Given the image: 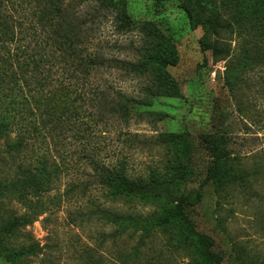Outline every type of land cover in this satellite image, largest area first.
Returning a JSON list of instances; mask_svg holds the SVG:
<instances>
[{
    "label": "rangeland",
    "instance_id": "obj_1",
    "mask_svg": "<svg viewBox=\"0 0 264 264\" xmlns=\"http://www.w3.org/2000/svg\"><path fill=\"white\" fill-rule=\"evenodd\" d=\"M93 1L62 0L61 8L79 22L85 36L81 43L110 63L99 77L130 94L141 93L146 100L145 105H136L129 126L145 136L143 150L134 151L128 160V171L135 175L131 179L140 175L142 184L130 191L133 196L120 194L112 204L149 214L157 240L137 247L135 238L113 235L114 226L82 220L81 210L89 207L86 197L103 200L85 156L111 160L116 125L109 122L101 133L93 117L86 127L83 120L59 114L42 121L51 134L41 143L34 142L45 152L48 169L58 163L66 170L38 196L36 217L23 229L42 246L38 255L28 257V264H187L190 260L209 264L197 233L213 239L211 250L220 255L221 264H264V70L252 66L237 73L230 78L238 88L234 91L226 84V67L240 42L252 48L255 43L264 48V43L258 31L244 38L226 32L227 39L214 47V39L223 32H213L207 22L193 25L185 10L191 9L204 21L218 12L222 25L235 21L232 17L249 25L252 22L244 19L264 13V0ZM96 5L119 6L135 23L127 27L108 12H96ZM44 8L41 0H0V17L11 27L15 44L35 57L43 53L53 60L46 68L51 67L55 80L62 77L67 56L51 37L57 16L49 18ZM141 50L146 52L141 78L116 64L137 60ZM13 72L18 73L16 67ZM12 78L5 73L0 87V181L7 187L18 184L22 174L38 168L44 159L17 147L15 129L6 134L20 107L33 104L27 88H17L21 79ZM141 82L146 84L145 92ZM159 133H173L175 138L162 143L161 136L154 140ZM151 172L157 177L152 178ZM234 172L243 178L232 181ZM72 181L87 186L86 197L65 194ZM30 211L15 198L0 196V218ZM22 242L21 235L12 236L7 252L13 260L0 251V264L24 262Z\"/></svg>",
    "mask_w": 264,
    "mask_h": 264
},
{
    "label": "trees",
    "instance_id": "obj_2",
    "mask_svg": "<svg viewBox=\"0 0 264 264\" xmlns=\"http://www.w3.org/2000/svg\"><path fill=\"white\" fill-rule=\"evenodd\" d=\"M83 1L94 2L93 0ZM41 3L45 6V12L49 13V18L54 15L57 16V21L52 23L51 37L55 36V40L59 43L58 47L63 52L62 55L67 56V59L63 61L61 78L53 80L51 67L46 68L47 64H52V59L45 57L43 53H41V56L35 57L32 52L15 44L16 41L11 27L9 28L7 21L0 17V87L4 86L1 83L4 82L5 73L8 75L10 72L12 79H21V83L17 84V88L22 90L23 87H26L33 102L32 106L22 105L20 107L18 110L20 114L17 119H13L14 121L10 123L6 134L12 128L15 129L17 136L14 143L17 147L23 151L36 153L38 157L44 158L41 159L42 164L39 162L38 168L22 174L18 184L7 187L6 185L3 186V182L0 181V187H5V190H0V196L15 198V200L32 210L20 214L9 213L6 217L0 218V221H2L0 223V251L5 252L13 260L12 253L7 252L9 249L7 245H9V239L15 235L23 237L22 248L26 259L21 264H28L29 256H36L42 251V246L23 229L36 217L38 211L34 210L41 205L38 196L48 190L60 174L66 170V168L62 169L58 163H53L48 169L46 167L47 156L45 152H40L36 148V143H34L35 141L41 143V139L44 140L47 134H51L43 127L42 121L53 120L59 114L74 116L75 119L83 120L86 127L89 125L87 119L93 117L95 125L100 127L101 133L106 132L108 124L115 122L117 143L114 149V157L111 160H106L94 158V155L89 154L85 156L86 163L92 170L90 177L93 178L95 188L99 190L103 200H96V198H91L90 195L86 197L88 193L87 186L82 183L77 186L74 181L70 182V186L64 192L68 196L79 193L80 197H86V206L89 207H86V210H81L83 212L80 215L82 220L114 226L113 235L116 233L118 236L133 237L137 247H148L156 243L157 240L155 230L150 228L152 225L151 220L147 219L149 214L142 213L133 207L123 208L112 204L120 194L129 192L128 194L133 196L130 191L137 185L142 184L140 175L136 179H131L135 175L132 176L128 171V160L134 151L141 152L143 150L145 136L137 131L130 130L129 126L130 119L135 114L136 105H145V95L141 93L130 94L122 89L121 85L113 84L110 80L99 77L100 71L105 70L106 65H111L81 43L85 36L80 31L79 22L76 23L71 19L64 8L62 11V0H41ZM96 6V12L102 14L108 12L114 16L116 21L117 19L120 20L127 27L133 26V23H135L130 14L119 6ZM181 6H183L182 3ZM185 10L193 25L207 22L213 32H223L214 39V47L221 44L223 39H227L224 36L226 32L231 34L237 32L240 38H244L251 32L258 31L259 40L264 43V13L244 19L246 23L252 22L249 25H245L242 20L238 21L239 18L236 17L231 18L235 21L222 25L221 13H213L208 21H204L191 9ZM142 49L144 48L142 47ZM225 55H230V48L227 49ZM145 57L146 52L141 50L137 60L115 62L127 73L141 78L144 65L142 62ZM14 66L18 73L13 72ZM252 66L264 70L262 69L264 67V48H261L258 43H255L252 48L240 42L238 53L230 56L227 70L225 69L228 71L226 84L230 91L238 89L230 78H234L237 73L250 69ZM6 70L7 72H5ZM140 86H142L141 91L145 92L146 84L141 82ZM37 119H40V122ZM28 133H31V138L26 137ZM160 136L162 143L175 138L173 133H159L158 136L154 137V140H157V137ZM209 137L227 140L222 134L215 136L209 133ZM99 150L98 152H100ZM150 176L152 178L157 177L155 172H151ZM242 178L243 174L239 175L235 172L232 174V181L234 182ZM141 199H143L142 196ZM180 212L184 220L188 222L187 225H190L182 206ZM197 241L202 247L204 257L209 264H221L220 255L211 250L213 239L209 235L197 233ZM191 262L192 260L188 261L187 264H191Z\"/></svg>",
    "mask_w": 264,
    "mask_h": 264
}]
</instances>
